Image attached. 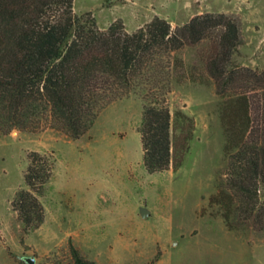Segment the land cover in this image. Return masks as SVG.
<instances>
[{
	"label": "rangeland",
	"instance_id": "rangeland-1",
	"mask_svg": "<svg viewBox=\"0 0 264 264\" xmlns=\"http://www.w3.org/2000/svg\"><path fill=\"white\" fill-rule=\"evenodd\" d=\"M97 26L121 21L133 33L155 17L172 30L193 17L224 14L239 31L227 68L264 70V0H74ZM216 33L171 55L168 93L172 162L149 174L138 128L137 90L98 115L79 139L44 122L0 135V264H72L71 250L95 264H264V220L242 213L227 186V161L245 132L238 90L216 92L206 63ZM53 162L38 197L43 223L26 231L11 208L26 189L28 156ZM264 203V186L258 191ZM149 211L141 218L139 209Z\"/></svg>",
	"mask_w": 264,
	"mask_h": 264
},
{
	"label": "trees",
	"instance_id": "trees-1",
	"mask_svg": "<svg viewBox=\"0 0 264 264\" xmlns=\"http://www.w3.org/2000/svg\"><path fill=\"white\" fill-rule=\"evenodd\" d=\"M74 0H0V135L37 130L44 122L79 139L111 103L143 93L138 128L142 163L149 174L172 162L168 93L171 55L215 32V50L206 69L216 92L238 90L245 132L227 161V186L238 209L264 220L258 191L264 186V70L230 69L239 31L224 14L193 17L175 30L164 19L128 33L121 21L97 26L90 13L76 14ZM11 208L23 228L44 220L38 199L49 183L53 162L32 152ZM72 264H95L71 250Z\"/></svg>",
	"mask_w": 264,
	"mask_h": 264
},
{
	"label": "water",
	"instance_id": "water-1",
	"mask_svg": "<svg viewBox=\"0 0 264 264\" xmlns=\"http://www.w3.org/2000/svg\"><path fill=\"white\" fill-rule=\"evenodd\" d=\"M139 215L141 218H146L149 215V211L145 208H140ZM24 262L26 264H34V260L32 258H24Z\"/></svg>",
	"mask_w": 264,
	"mask_h": 264
}]
</instances>
